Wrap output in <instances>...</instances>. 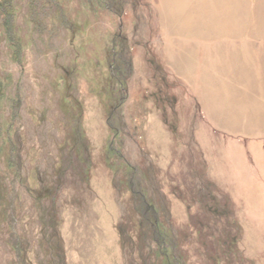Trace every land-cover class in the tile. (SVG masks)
Instances as JSON below:
<instances>
[{"label":"rangeland","instance_id":"rangeland-1","mask_svg":"<svg viewBox=\"0 0 264 264\" xmlns=\"http://www.w3.org/2000/svg\"><path fill=\"white\" fill-rule=\"evenodd\" d=\"M0 5V264H264V138L176 68L211 42L160 0Z\"/></svg>","mask_w":264,"mask_h":264},{"label":"bare ground","instance_id":"bare-ground-1","mask_svg":"<svg viewBox=\"0 0 264 264\" xmlns=\"http://www.w3.org/2000/svg\"><path fill=\"white\" fill-rule=\"evenodd\" d=\"M160 5L173 33L212 43L198 73L184 54L176 68L196 84L214 124L264 138V0H160ZM191 53L198 54L194 48Z\"/></svg>","mask_w":264,"mask_h":264},{"label":"trees","instance_id":"trees-1","mask_svg":"<svg viewBox=\"0 0 264 264\" xmlns=\"http://www.w3.org/2000/svg\"><path fill=\"white\" fill-rule=\"evenodd\" d=\"M1 6V5H0Z\"/></svg>","mask_w":264,"mask_h":264}]
</instances>
